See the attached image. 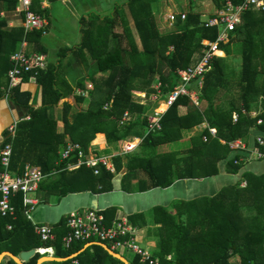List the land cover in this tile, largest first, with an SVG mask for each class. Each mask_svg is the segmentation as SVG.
Returning a JSON list of instances; mask_svg holds the SVG:
<instances>
[{
	"label": "trees",
	"instance_id": "16d2710c",
	"mask_svg": "<svg viewBox=\"0 0 264 264\" xmlns=\"http://www.w3.org/2000/svg\"><path fill=\"white\" fill-rule=\"evenodd\" d=\"M156 1L130 0V4L147 3L149 7ZM211 1L217 11L222 10L226 3V0ZM230 1L238 5L243 0ZM18 5V0H0V41L6 38L2 13L14 11ZM32 11L46 17V11L35 10L33 4ZM81 24L83 42L79 52L85 53L87 50L95 60L97 73L108 74L106 98L94 101L86 111L78 109L74 122L70 125L68 121L65 126L66 134L73 136L75 131L79 132L75 135L77 141H81L82 135L80 144L84 143L85 150L98 133L106 134L109 142L125 140L132 132L130 125L119 126L122 115L126 111L146 114L152 106L140 104L135 94H150L157 78L164 85V93L172 91L178 84L177 72L195 63L202 55L204 44L215 42L219 35L218 28H206L202 15L193 10L184 21H176L178 32H160L153 14L136 16L135 27L141 33L142 50L138 48L125 19L122 34L114 32L115 17L105 19L100 25L84 19ZM40 34L37 32V36ZM12 41L11 48L14 51L9 53L15 52L17 47H14L17 44L15 38ZM234 43L235 52L241 57V66L239 72L232 76L228 57L232 53L230 46ZM220 50L216 55L224 57L225 52L227 57H216L212 62V70L205 75L199 92L201 107L196 106L189 97H180L163 116L162 130L148 134L143 144L156 148L175 142L181 138L182 130L205 122L210 128L216 129V136L213 137L206 129L200 137L192 139L191 148L185 151L186 159L172 160L176 154H168L158 157L156 161H149L148 171L153 188H168L178 179L215 176L219 173L218 164L225 161L227 172L238 174L245 164H235L241 154H234L231 144L239 139H247L253 129L264 134V11L251 10L245 13L243 23L231 34L227 44L220 45ZM164 66L169 69L166 76L162 74ZM36 79L42 88L43 105H58L64 95L56 68L47 67L37 73ZM15 94L29 96L17 90ZM76 101L77 104L82 103L84 98L76 97ZM110 101H113L111 108L104 110V104ZM27 102L23 104L27 105ZM46 107L32 109L31 120L18 125L13 142L11 170L21 174L27 164L39 166L45 175L39 190L48 195L56 193L66 196L83 191L103 193L111 190L113 175L104 167H101L99 175H95L92 169L84 166L68 171L65 169L69 163L67 161L56 164L53 145L57 141L62 142L63 136L56 133V124L49 118V108ZM180 107L188 108L186 115H179ZM258 107L262 110L260 115L250 117L249 113ZM234 113L239 116L237 122L233 121ZM260 119L262 124L257 125ZM143 121L146 123L145 118ZM102 129H106V133ZM203 137L207 138L206 142ZM211 154L213 159L210 158ZM196 155L208 156L198 169L193 162ZM243 181L247 182L245 188L227 187L214 197L189 203L178 202L174 205L175 212L160 209L163 233L156 253L159 264H264V174L256 176L246 172ZM12 205L14 217H2L0 214V254L10 252L18 256L24 251L53 247L55 257L60 259L79 253L72 260L53 264H73L74 261L79 264H123L98 245L81 252L86 244L97 241L74 242L69 249H65L63 238L68 232L66 222L53 231L52 241L43 242L25 215L22 194L12 199ZM61 227H64V231L60 230ZM40 258L37 253L27 264H37ZM233 259L238 261L234 263ZM1 264L16 263L7 257ZM130 264L143 263L134 257Z\"/></svg>",
	"mask_w": 264,
	"mask_h": 264
},
{
	"label": "crops",
	"instance_id": "0c3cea01",
	"mask_svg": "<svg viewBox=\"0 0 264 264\" xmlns=\"http://www.w3.org/2000/svg\"><path fill=\"white\" fill-rule=\"evenodd\" d=\"M33 6L37 11H46V17L44 19L47 25L44 30L26 31L23 28L24 16L23 14L16 13V9L2 13L4 23L3 31L5 32L4 36L6 38L0 41V148L5 146V144H11L13 151V142L17 135L18 125L21 122L31 120L32 109L37 110L46 107V105H43L42 88L37 83V75L35 76L33 73L25 75L18 85L12 89L10 95L6 96L5 90L9 84L7 72L11 66L10 58L15 52L19 51H22L28 57L42 55L46 58L47 67L53 66L56 68L59 74L60 88L64 95V98L60 100L58 105L46 107L49 108L47 111L49 118L53 119L56 124V133L63 136L62 142L57 141L53 145L56 153L55 156H57H53L54 159L57 158L56 164L67 161L69 163L65 169L68 171L77 170L84 166L92 169L95 173V169L92 167L78 165L79 158L76 153H73L68 159L62 158L63 153L69 145H79L85 155V159L103 157L108 160L112 167V170H108L104 166H99L96 168L99 170V173L95 175L100 174L101 167H104L113 175L112 189L103 193L83 191L60 196L56 193L48 195L44 191L39 190V188L34 195L38 200L33 214L36 224L50 226L55 232L61 223L66 222L68 214L73 211L80 214H85L89 211H98L103 214L106 226H111L117 219L125 218L135 230L137 243L142 249L158 259L156 253L159 251L161 235L163 233V226L160 223L163 217L160 214V209H165L172 213L175 212L174 205L178 202L189 203L205 197H214L227 187L238 186L245 188L247 182L243 181V174L246 172L256 176L264 174V160L258 161L252 159L247 161L246 156H248L249 152L234 149V154H241L240 160H243L238 163L244 162L245 164L238 174L227 172L225 161L218 164L219 173L215 176L208 178L178 179L168 188H153L148 171L149 161L153 159L156 161L158 157L168 154H176L172 160L186 159L187 155L185 151L191 148L188 142L191 139L200 137L209 128V125L205 122L194 128L182 130L179 140L151 148L149 145L143 144V140L147 136L146 123L143 121L145 114H139L138 112L126 111L131 115L130 122L126 125H130L129 127L132 133L125 140L109 142L106 134L98 133L85 150L83 148L84 143L80 144L82 135L81 141H77L76 136L79 132L75 131L73 136L69 133L66 134L65 126L68 121L70 125L74 122L78 109L86 111L93 105L94 101H97L95 99L97 93L105 94L106 98L108 92L106 84L108 74L97 73L95 60L87 50H85V53L79 52V48L83 42L81 21L83 19L87 21L93 20L96 24L100 25L105 19L113 18L115 13H119L120 6L113 9L109 14L110 16L102 14L100 0H34ZM194 12L196 13V11ZM176 13L184 12L180 11ZM167 16L164 22L169 24ZM164 28L163 30H165ZM131 31L138 48L142 50L141 39H139L133 28H131ZM159 31L162 32L160 28ZM37 32L41 33L40 36H37ZM114 32L117 33L115 30ZM122 33L123 30L122 32H118V34ZM13 38H15V44L17 43L14 47H17L15 48V52L9 53L10 51H14L11 48L14 43L12 41ZM123 44L125 45V41H123ZM223 53L224 57L220 58L227 57L226 53ZM163 69L169 71L165 66ZM71 89L73 90L72 93ZM16 90L20 94L27 93L29 96L17 95L15 94ZM192 90L198 91L195 85L192 86ZM199 92L197 93L198 105L193 103L201 107V103H199ZM83 93L86 95L83 96ZM76 97H83L84 101L77 104ZM26 100L28 101L27 105L23 104ZM64 104H68L69 106L65 107ZM71 105H74L72 109ZM261 111L258 107L252 110L249 115L250 117L253 114H258L257 116H259ZM66 112L68 113L66 114ZM187 112L188 108H179L180 116L186 115ZM14 123H17L15 138L10 140L8 128ZM126 125L121 126L119 124L120 127ZM103 129L102 131L106 133L107 130ZM258 137L264 138V134L253 129L247 139H239L233 144L242 143L246 148L252 150L256 145ZM126 143L133 145V151L128 153L123 151ZM211 157L213 159L212 154L210 155ZM204 159H208V156L196 155L193 158L196 169L199 168ZM26 166L40 168L33 164H27ZM77 166L79 167L77 168ZM172 167L176 169V166L172 165ZM177 170H179V167ZM60 230L64 231V227H61ZM91 246L94 245L88 246L86 244L81 252ZM107 246L111 249L110 245ZM113 252L120 254L129 264L134 257H137L129 253L132 257L126 258L122 253L127 252L120 253L118 250ZM40 256L43 257L42 255ZM237 261L238 259H233L232 262L235 263ZM53 263L55 262L51 264Z\"/></svg>",
	"mask_w": 264,
	"mask_h": 264
},
{
	"label": "built area",
	"instance_id": "2783aa9c",
	"mask_svg": "<svg viewBox=\"0 0 264 264\" xmlns=\"http://www.w3.org/2000/svg\"><path fill=\"white\" fill-rule=\"evenodd\" d=\"M34 0H18L16 13L23 14V28L26 31L44 30L46 28V20L39 14L32 11ZM62 1V0H60ZM264 11V0H243L240 4L235 5L230 0H226L224 8L217 12L213 17L203 20L206 28H218L219 35L215 42H207L204 44V49L201 57L191 66L177 72L178 84L170 92L164 93V85L160 79H157L151 89L150 94L140 93L135 94L136 100L140 104H151V110L145 114L147 135L160 132L162 130V118L168 109L180 98L189 97L196 105H198V91L203 87L204 77L212 70V62L218 57L217 51L220 50V45L227 44L230 41V36L236 31L238 26L243 23V16L248 11ZM187 18L185 13L171 12L167 16V21L170 25H174L177 20L184 21ZM11 68L8 71L7 77L9 84L5 90L6 96H9L12 89L18 85L25 75L33 73L35 76L40 70L47 67L46 58L42 55H34L28 57L22 51L15 52L11 58ZM195 85L197 90H192ZM86 94L83 93V96ZM113 101L104 105V110H109ZM157 104V107H154ZM164 105L166 109L160 111V107ZM244 114H247L243 111ZM258 114H253L251 117L256 118ZM238 114H233V121L237 122ZM131 115L126 112L119 123L121 126L130 122ZM262 120L257 121V125H261ZM17 123L12 124L8 128L9 139L15 138ZM210 134L215 137L216 129L208 128ZM204 142L207 141L203 137ZM134 147L131 143H126L123 151L125 153L133 151ZM231 149L247 151V161L264 160V138L258 137L256 145L252 150L246 148L242 143L232 144ZM12 145L5 144L0 148V214L2 217H14L15 209L12 205V199L17 194H22V203L25 208L27 219L33 224L35 233L43 242H49L54 239L53 228L50 226L39 225L34 222V211L38 204L35 194L38 191L40 184L45 178L42 170L34 166H25L21 174L13 172L10 168L12 157ZM73 153H76L79 158L78 165H85L95 169V174L99 173V166H104L108 170H112L108 160L103 157H91L85 159L84 153L79 145H69L62 155L63 159H68ZM243 161V160H239ZM236 161L235 164H238ZM245 161V160H244ZM77 166V168L79 167ZM67 234L63 238L65 249H69L74 242H90L97 241L100 243H108L113 251H122L131 253L139 257L141 263L144 264H159V260L154 258L150 253L142 249L137 243L135 230L129 225L127 219L120 218L112 223L111 226L105 225L103 214L98 211H89L85 214H80L73 211L68 214L66 219ZM11 229V226H8ZM37 253L42 256H55L53 247L40 248ZM170 259V256L168 257ZM73 264H79L74 261Z\"/></svg>",
	"mask_w": 264,
	"mask_h": 264
},
{
	"label": "rangeland",
	"instance_id": "374dc122",
	"mask_svg": "<svg viewBox=\"0 0 264 264\" xmlns=\"http://www.w3.org/2000/svg\"><path fill=\"white\" fill-rule=\"evenodd\" d=\"M117 6H120V12L114 14L115 20L117 22V26L114 30L117 31V33L122 32L123 19H125L128 22V26L130 27V29L133 28L135 30L139 39H141L140 38L141 33L138 30V28L135 27V18L136 16H140L143 13L153 14L155 19L157 20L158 27L162 30V32H178L179 30L175 24L170 26L169 24L164 22L167 14H169L170 12L176 13L182 11L185 14H188L189 11L193 10L196 11V13H200L203 16V20L209 17H213L218 12L211 0H157L153 4H150L149 7L147 3L143 5L131 6L130 0H100L101 12L106 16H110L109 14ZM163 28L165 30H163ZM236 43L230 46L232 53L230 54L231 57H228V64L230 65L229 72L232 76L236 75L239 72L241 66V59H240L241 57L239 54H237V52H235ZM164 69H162L163 72L162 74L166 76L169 73V71H166ZM104 98H105V94L97 93L95 95V99H97V101H102ZM157 106H158L157 104H154V107ZM163 106L164 105H162V107ZM151 109L152 108H149V111ZM164 109L165 108L163 107L161 110ZM188 143L191 145V141H189ZM119 252L122 253V251ZM122 254L125 255L126 258L132 257V255L129 253H122Z\"/></svg>",
	"mask_w": 264,
	"mask_h": 264
},
{
	"label": "water",
	"instance_id": "95a60500",
	"mask_svg": "<svg viewBox=\"0 0 264 264\" xmlns=\"http://www.w3.org/2000/svg\"><path fill=\"white\" fill-rule=\"evenodd\" d=\"M90 245L101 246L113 258L121 261L123 264H129L128 261L124 257H122L120 254L113 252L111 249L108 248L107 245H105L103 243L94 242V243L88 244V246H90ZM36 254H37L36 249L21 252L18 256H15L10 252H4L0 255V264L2 263V261L5 257L12 259L16 264H27ZM78 254H74V255H72L68 258H64V259L50 257V256H43L38 260L37 264H51L52 262H66L68 260H72V259L76 258L78 256Z\"/></svg>",
	"mask_w": 264,
	"mask_h": 264
},
{
	"label": "bare ground",
	"instance_id": "6f19581e",
	"mask_svg": "<svg viewBox=\"0 0 264 264\" xmlns=\"http://www.w3.org/2000/svg\"><path fill=\"white\" fill-rule=\"evenodd\" d=\"M217 52H218V51H217ZM216 54H217V53H216ZM163 107L166 109V106H163ZM163 107L161 106L160 111H164V110H165V109H164V110H161Z\"/></svg>",
	"mask_w": 264,
	"mask_h": 264
}]
</instances>
